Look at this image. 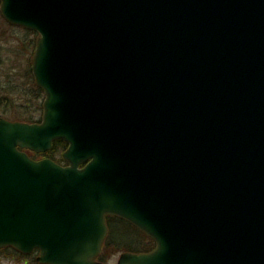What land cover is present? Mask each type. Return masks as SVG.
<instances>
[{
	"label": "water",
	"instance_id": "1",
	"mask_svg": "<svg viewBox=\"0 0 264 264\" xmlns=\"http://www.w3.org/2000/svg\"><path fill=\"white\" fill-rule=\"evenodd\" d=\"M38 34L40 123L0 117V250L117 264H264V0H0ZM61 157L32 159L55 141Z\"/></svg>",
	"mask_w": 264,
	"mask_h": 264
},
{
	"label": "rangeland",
	"instance_id": "2",
	"mask_svg": "<svg viewBox=\"0 0 264 264\" xmlns=\"http://www.w3.org/2000/svg\"><path fill=\"white\" fill-rule=\"evenodd\" d=\"M29 32L30 31L22 27L9 25L0 14L1 87H7L8 84L13 83L25 89V98H23L24 101H22L24 107H17L15 105L17 97L13 95L8 96L9 103L7 106L3 105L5 102L4 100L1 101L0 116L9 121L23 122L20 120H25L29 117H31V119L38 118V113L36 112L38 100L34 98L32 94L31 99H28L30 92L28 88L29 77L27 71L32 62V35ZM3 98L2 96V99ZM13 99H15V102L12 105L10 102H12ZM37 159H40V157ZM124 240L127 244L132 245L130 237L124 238ZM138 241L141 242V240ZM138 248H140L139 245ZM121 253L120 251L114 253L104 264H117V260ZM36 256L37 255L22 256L13 249H6L0 253V264H38L35 261Z\"/></svg>",
	"mask_w": 264,
	"mask_h": 264
},
{
	"label": "trees",
	"instance_id": "3",
	"mask_svg": "<svg viewBox=\"0 0 264 264\" xmlns=\"http://www.w3.org/2000/svg\"><path fill=\"white\" fill-rule=\"evenodd\" d=\"M29 33L32 35L31 45H32V57H33V52L35 49V44H36L38 35L32 31H30ZM0 65H1V56H0ZM27 75L29 77L28 88L30 92L29 94L30 96L28 95L27 96H28V99L29 98L31 99V94H32L33 97L38 100V106L36 109V112L38 113V118L31 119V117H29V118H26L25 120H20V121L30 123V124L39 123L42 117V104L44 100V95H43V91L36 86L30 67L27 71ZM22 88L16 86L13 83L8 84L7 87L5 86L1 87V81H0V115H1V101L4 100L5 102L3 103V105L7 106L9 103L8 101L9 95H13L17 97L16 102H15V99H13V101L10 102L12 105L15 102V105L17 107H24V104L22 103V101H24L23 98H25L24 97L25 89H22ZM2 96L4 97L3 99H2ZM66 149H67V143L59 140V141H55L52 145L51 150L45 154L36 155L29 151H26V153L32 159L44 157V158L54 161L57 164L63 165L64 162L61 158V155ZM105 223L107 226V235L103 241L101 252L99 256L97 257V261L101 263H106L114 253L119 252V251L122 253L141 254V253H149L154 249L155 247L154 242L150 238H148L145 234L140 232L138 229L130 225L129 223H126L125 221L117 217H112V216H107L105 218ZM127 237H130L132 241V245L127 244L126 241L124 240V238H127ZM138 240H141V242H139ZM138 245L140 246V248H138ZM6 249H11V248H6ZM6 249L0 250V253L5 251Z\"/></svg>",
	"mask_w": 264,
	"mask_h": 264
},
{
	"label": "flooded vegetation",
	"instance_id": "4",
	"mask_svg": "<svg viewBox=\"0 0 264 264\" xmlns=\"http://www.w3.org/2000/svg\"><path fill=\"white\" fill-rule=\"evenodd\" d=\"M18 254H20V253H18ZM20 255H22V254H20ZM32 255H38V253L37 252H33L32 254H30V256H32ZM26 256H28V255H26ZM36 258H37V256H36ZM35 261H36V259H35Z\"/></svg>",
	"mask_w": 264,
	"mask_h": 264
}]
</instances>
